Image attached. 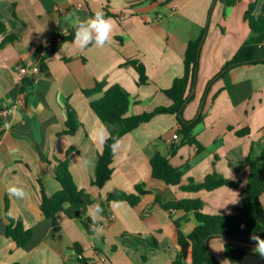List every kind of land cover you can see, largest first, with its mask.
<instances>
[{"label": "crops", "instance_id": "crops-1", "mask_svg": "<svg viewBox=\"0 0 264 264\" xmlns=\"http://www.w3.org/2000/svg\"><path fill=\"white\" fill-rule=\"evenodd\" d=\"M253 2L258 3L255 15L264 13V0H238L233 7L220 0H0L6 34L16 37L0 50V264H69L76 246L84 264H173L178 230L189 233L197 222L193 213L165 211L155 204L156 196L167 202L200 199L206 214H228L242 201L246 160L264 148V63L238 66L215 78L250 38L244 14ZM97 11L112 14L111 42L80 48L74 43V25ZM204 30L193 97L183 111V118L192 122L202 107L203 120L192 135L203 149L185 143L176 115H156L120 138L111 180L95 187L104 148L95 130L110 128L90 106L103 93L87 97L84 91L97 83L120 85L130 95L129 116L170 107L165 91L183 75L188 43ZM258 57L264 58V44ZM132 62L143 65L145 84L139 83ZM20 64L39 65L41 74L20 78ZM21 96L25 105L17 109ZM3 110L10 111L6 118ZM71 110L78 123L69 135L64 131ZM246 129L248 135H237ZM174 133L179 139H173ZM156 154L181 170V186L201 184L211 174L240 186L190 192L166 185L152 177ZM66 160L93 205L114 191L137 194L139 185L150 194L136 207L112 202L99 221L100 234H89L81 221L63 213L47 219L40 209L41 189L48 196L60 190L54 170ZM11 185L23 187L28 198L10 197ZM260 202L264 207V193ZM89 209L84 221L91 219ZM7 214L32 230L23 249L6 236ZM226 243L238 244L214 238L209 251L219 264H236L224 254ZM184 264H191L190 255Z\"/></svg>", "mask_w": 264, "mask_h": 264}, {"label": "trees", "instance_id": "trees-1", "mask_svg": "<svg viewBox=\"0 0 264 264\" xmlns=\"http://www.w3.org/2000/svg\"><path fill=\"white\" fill-rule=\"evenodd\" d=\"M220 1L228 7H233L238 2V0ZM256 8L257 4L255 2L250 3L244 14V20L251 31L250 38L239 48L235 56L223 66L215 79L224 76L231 69L238 66L264 63V58L258 57L259 49L264 44V13L256 16ZM108 17H112V14L105 13V18ZM205 32L206 30L198 39L188 43L183 75L175 79L171 88L165 91V94L172 100L170 107H160L149 113L129 116L130 95L120 85L107 87L106 83H97L93 89L84 91L87 97L103 93L100 99L91 101L90 106L101 122L110 128L113 138L120 139L141 124L149 122L156 115L174 114L181 126L185 143L196 144L199 149H203L192 135L195 126L203 120L202 112L199 113L197 119L187 122L183 118V111L193 97L192 89L197 79L200 45ZM6 33L7 26L0 16V37L3 36L0 41V50L8 43L16 40L15 36H7ZM131 64L139 73V83L145 84L147 77L143 65L137 62ZM77 123V115L71 110L66 122L67 130L64 131L65 134H74ZM248 134V129L237 133L240 137ZM112 143L113 139H108L98 157L97 179L93 182V185L99 189L103 188L113 175L114 156L110 147ZM246 168L248 178L242 201L228 214L204 213L203 202L200 199L167 202L159 196L155 197V204H158L165 211L180 210L193 213L197 222V226L193 231L185 233L179 229V224L175 221L179 229L177 233L179 253L173 264H184L189 255L191 256V264H219L209 251V242L211 239L220 237H227L238 243H226L224 245L225 256L236 264H264V259L254 251L245 248L246 246H254V242L250 240L251 235L256 234L264 238V207L260 202V197L264 193V148L259 155L250 154L248 156ZM151 170L153 178L169 186H180L183 191H214L223 187L237 188L240 186L239 182H231L217 174L208 175L201 184L190 183L188 186H181V170L174 167L169 159L161 154H156L152 158ZM54 175L60 185V190L54 195L48 196L44 189H41L40 209L44 217L54 219L58 214L63 213L71 220L81 221L89 234L94 233L90 227L92 220H83L86 211L94 203L93 198L86 190L78 188L71 173L69 161L60 162L55 167ZM136 190L137 194H129L123 191L110 193L106 201L100 204L103 213L99 215L105 216L112 202H126L131 207H136L142 196L150 194L142 185L137 186ZM6 218L8 222L6 236L15 242L17 248L23 249L31 239L32 230L27 228L21 220L14 219L8 214ZM74 251L82 254V250L78 246L74 248ZM72 258H74L73 262L76 261L74 256ZM84 262L85 258L83 257L78 264H84Z\"/></svg>", "mask_w": 264, "mask_h": 264}, {"label": "clouds", "instance_id": "clouds-1", "mask_svg": "<svg viewBox=\"0 0 264 264\" xmlns=\"http://www.w3.org/2000/svg\"><path fill=\"white\" fill-rule=\"evenodd\" d=\"M74 26L76 29L74 43L80 48H86L90 44L103 48L106 44L111 42L113 21L111 18H105L103 11L95 12V14L86 21L77 20ZM95 138L100 145H104L108 139H113V143L110 147L112 154L115 157L121 147L120 139L113 138L106 127H101L100 129L95 130ZM7 191L10 197H15L21 200L26 199L29 196V193L23 187L16 185L9 186ZM100 213H103V208L99 203L90 206L89 215L92 220V225H90V227L97 234L104 231L99 223V221L103 219L102 216H98ZM250 240L254 242L252 250L264 259V238L253 234L250 236ZM222 264H229V262L224 261Z\"/></svg>", "mask_w": 264, "mask_h": 264}, {"label": "built area", "instance_id": "built-area-1", "mask_svg": "<svg viewBox=\"0 0 264 264\" xmlns=\"http://www.w3.org/2000/svg\"><path fill=\"white\" fill-rule=\"evenodd\" d=\"M17 71H18V74L20 75V78H23L25 76H31V77H34V76H38L39 74H41V67L39 65H36V64H20L18 67H17ZM24 96H21L19 98V100L17 101L16 103V108H22L24 105H25V102H24ZM10 114V111L9 110H3L1 112V116L2 117H7L8 115ZM173 139L174 140H177L179 139V134L177 133H174L173 134ZM74 257L76 258V261L72 262V263H69V264H78L80 260L83 259V255L82 254H78L77 252H74L73 253ZM104 260V258H103Z\"/></svg>", "mask_w": 264, "mask_h": 264}, {"label": "water", "instance_id": "water-1", "mask_svg": "<svg viewBox=\"0 0 264 264\" xmlns=\"http://www.w3.org/2000/svg\"><path fill=\"white\" fill-rule=\"evenodd\" d=\"M203 40H204V38H202L201 45H202V43H203ZM201 45H200V49H201ZM196 80H197V79H196ZM196 80H195V83H196ZM193 91H194V89H192V93H193ZM201 112H202V107L200 108L199 113H201Z\"/></svg>", "mask_w": 264, "mask_h": 264}, {"label": "rangeland", "instance_id": "rangeland-1", "mask_svg": "<svg viewBox=\"0 0 264 264\" xmlns=\"http://www.w3.org/2000/svg\"><path fill=\"white\" fill-rule=\"evenodd\" d=\"M256 3V2H255ZM256 4H258V3H256Z\"/></svg>", "mask_w": 264, "mask_h": 264}]
</instances>
